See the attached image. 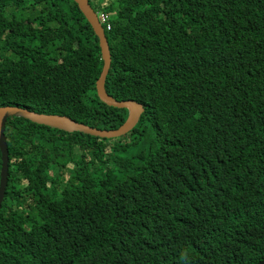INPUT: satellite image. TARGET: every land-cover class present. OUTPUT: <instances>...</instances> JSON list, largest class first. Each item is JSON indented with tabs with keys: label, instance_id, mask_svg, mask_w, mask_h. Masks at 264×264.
<instances>
[{
	"label": "trees",
	"instance_id": "16d2710c",
	"mask_svg": "<svg viewBox=\"0 0 264 264\" xmlns=\"http://www.w3.org/2000/svg\"><path fill=\"white\" fill-rule=\"evenodd\" d=\"M109 13L104 138L10 118L0 264L264 262V0H90ZM74 0H0V107L117 130ZM0 151V172H1Z\"/></svg>",
	"mask_w": 264,
	"mask_h": 264
},
{
	"label": "water",
	"instance_id": "95a60500",
	"mask_svg": "<svg viewBox=\"0 0 264 264\" xmlns=\"http://www.w3.org/2000/svg\"><path fill=\"white\" fill-rule=\"evenodd\" d=\"M74 1L80 6L82 12L85 14L88 21L94 28L96 35L100 39V46L102 49V56L105 65L101 79L97 84L99 98L103 103H106L111 107L127 109L129 111L128 119L117 130H101L83 123H79L68 116L39 114L16 106L0 107V151L2 160L0 172V211L6 197L7 187L9 183L10 155L8 141L5 134L6 123L8 119L19 117L27 119L39 125L48 126L69 133L82 132L104 138H115L126 135L128 132L134 129L139 123L142 114L144 113L143 105L132 101L118 102L117 100L109 96L107 92V80L110 75L113 56L106 30L101 23L98 13L92 7L90 0ZM261 264H264V262Z\"/></svg>",
	"mask_w": 264,
	"mask_h": 264
},
{
	"label": "built area",
	"instance_id": "2783aa9c",
	"mask_svg": "<svg viewBox=\"0 0 264 264\" xmlns=\"http://www.w3.org/2000/svg\"><path fill=\"white\" fill-rule=\"evenodd\" d=\"M99 18L104 27L107 26L108 30L112 29V17L109 13L101 12Z\"/></svg>",
	"mask_w": 264,
	"mask_h": 264
},
{
	"label": "rangeland",
	"instance_id": "374dc122",
	"mask_svg": "<svg viewBox=\"0 0 264 264\" xmlns=\"http://www.w3.org/2000/svg\"><path fill=\"white\" fill-rule=\"evenodd\" d=\"M99 12L101 13V12H102V10H99Z\"/></svg>",
	"mask_w": 264,
	"mask_h": 264
},
{
	"label": "clouds",
	"instance_id": "9594fccd",
	"mask_svg": "<svg viewBox=\"0 0 264 264\" xmlns=\"http://www.w3.org/2000/svg\"><path fill=\"white\" fill-rule=\"evenodd\" d=\"M98 15H99V13H98ZM105 28V27H104ZM106 30V29H105Z\"/></svg>",
	"mask_w": 264,
	"mask_h": 264
}]
</instances>
